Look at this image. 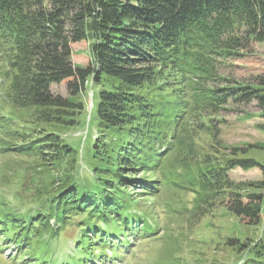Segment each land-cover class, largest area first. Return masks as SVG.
I'll return each instance as SVG.
<instances>
[{
  "label": "trees",
  "instance_id": "16d2710c",
  "mask_svg": "<svg viewBox=\"0 0 264 264\" xmlns=\"http://www.w3.org/2000/svg\"><path fill=\"white\" fill-rule=\"evenodd\" d=\"M251 39L264 41V0H0V61L9 55L13 62L0 87V113L6 110L0 152L37 158L38 171L49 177L27 196L22 180L15 204L0 198V242L17 248L12 259L69 264L75 258L55 255L64 238L81 251L79 264H90L96 249L107 258L108 246L118 258L137 238L157 234L140 199L177 185L168 174L192 147L178 138L192 109H183L170 89H194L210 75L218 51L238 53ZM82 41L91 51L87 66L72 61L73 45ZM63 81L69 97L52 91ZM89 82L99 92L86 130L85 104L77 97ZM203 97L191 103L256 102L264 131V74L228 86L219 98ZM78 126L85 128L83 145L58 131ZM246 152L208 154L195 170L186 169L182 187L194 193V208L220 199L240 222L261 225L264 180L237 183L229 174L236 167L264 171L258 160L240 156ZM30 203L36 205L24 211L17 206ZM69 225L78 231L70 234ZM249 239L229 236L224 244L243 254L241 264H264V238Z\"/></svg>",
  "mask_w": 264,
  "mask_h": 264
},
{
  "label": "rangeland",
  "instance_id": "374dc122",
  "mask_svg": "<svg viewBox=\"0 0 264 264\" xmlns=\"http://www.w3.org/2000/svg\"><path fill=\"white\" fill-rule=\"evenodd\" d=\"M222 47L224 48V46ZM241 48L238 53L230 52L229 55L225 48V52L224 50L218 51L211 62L210 75L195 84L194 89L192 87L189 89L183 87L182 91L170 89L173 92V98H178L183 109H192L185 119L184 125L180 128L178 137L182 147L189 144L192 147L191 149L185 147L177 157L179 168L168 174L169 179L172 177L177 185L170 183L159 190L157 194L154 193L150 196L146 193L140 199L142 208L151 214L152 221L159 226V230L154 236L140 240L137 238L131 247L126 246L125 250H119L121 256L117 259L109 256L106 258L104 255L98 256L96 249L93 251V258L97 260V264L100 262L102 264H201L205 261L210 264H241L245 258L243 254L227 247L224 240H227L229 236H235L248 243L250 242L249 238L254 240L264 238V217L261 225L244 224L222 206L220 199L212 200L206 205L201 204L202 207L196 209L193 207L195 204L194 193L182 187L188 178L186 173L188 167L192 166L195 170L197 163L208 154L221 157L226 154L230 155L234 147H245L247 152L241 153V157H252L264 165V149L260 147L264 145V131L259 127L262 118L259 115L260 109L256 102L242 104L231 100H222L223 103L218 104V107L209 103L198 105L191 103L198 102L199 98L197 97L199 96L207 98L206 101H210L211 96L219 98L228 86L237 83L251 84L258 74H264V41L251 39L245 42ZM72 61L78 66L90 64L92 61L91 51L87 41L73 45ZM12 64L9 55L0 61V87L3 83L5 69ZM67 84V81L53 84L52 91L69 97ZM98 92V87L89 82L87 89L77 97L85 104L81 120L83 121L87 117L86 130L94 99L98 100ZM93 93H95L94 99ZM185 102L188 103L183 104ZM194 106H196V110H194ZM4 111H1L0 114H3ZM16 114H18L17 111ZM94 121L93 119L92 123ZM84 129V127L78 126L58 131L67 142L72 144L82 142L81 145H83ZM41 131L42 127H39L34 130V133H41ZM93 134L95 135V129ZM3 136L1 135L0 139L4 138ZM12 142L19 143V141L11 139ZM36 159L33 156L16 152H0V193H2L0 198L6 197L7 201L15 204V199L12 196L15 189L20 187L22 180H25L26 187H24L27 189L26 192H23V196H27L29 187L34 189L42 177L43 180L49 178L42 171H38L43 168ZM229 174L237 183L264 180V171L258 167L250 170L236 167ZM35 205L30 203L17 206L24 211ZM171 208L177 210L172 211ZM76 226L69 225L67 227L70 234L73 235L74 231H78ZM75 228L76 230H74ZM246 237L249 238L246 239ZM9 243L0 242V264H34V260L15 261L12 259V255L17 253V248L9 246ZM58 244L59 247L55 255H60L61 260L78 258L77 255L81 251L76 250L77 246L73 240L61 238L58 240ZM112 251L115 252V250ZM45 259H47L46 256ZM48 259H50V255H48ZM86 261L89 262V259ZM52 262L54 264L55 260Z\"/></svg>",
  "mask_w": 264,
  "mask_h": 264
}]
</instances>
